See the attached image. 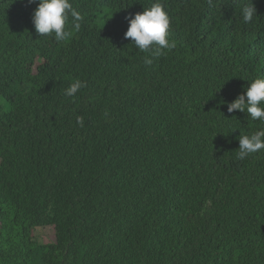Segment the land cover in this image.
<instances>
[{
	"label": "trees",
	"instance_id": "obj_1",
	"mask_svg": "<svg viewBox=\"0 0 264 264\" xmlns=\"http://www.w3.org/2000/svg\"><path fill=\"white\" fill-rule=\"evenodd\" d=\"M154 2L70 0L58 42L0 0V264H264V149L237 159L264 121L222 103L264 77V0H160L151 57L124 33Z\"/></svg>",
	"mask_w": 264,
	"mask_h": 264
},
{
	"label": "clouds",
	"instance_id": "obj_2",
	"mask_svg": "<svg viewBox=\"0 0 264 264\" xmlns=\"http://www.w3.org/2000/svg\"><path fill=\"white\" fill-rule=\"evenodd\" d=\"M21 2L25 3V6L36 4L32 12V24L36 33L41 37L54 34V38L58 42L68 39L71 35L66 30L69 15L72 18L73 29L78 31L81 27L83 16L73 8L70 0H21ZM242 16L246 23L251 22L257 16V10L252 0H249V3L242 8ZM126 19L128 28L124 33V38L130 39L131 45L139 51L149 53L151 57H157L165 54V50L171 51L176 47L175 41H169L167 38L170 18L160 0L151 3L149 7H143L142 12H137L134 16L126 17ZM144 63L150 65L152 59L146 56ZM86 86V82L76 79L65 89L64 94L73 97ZM222 103H227L229 113L239 110L247 113L252 120L264 121V77L254 78L232 102L222 101ZM77 122L83 126L82 117H78ZM238 140L237 159L244 160L264 149V129L251 134H240Z\"/></svg>",
	"mask_w": 264,
	"mask_h": 264
},
{
	"label": "rangeland",
	"instance_id": "obj_3",
	"mask_svg": "<svg viewBox=\"0 0 264 264\" xmlns=\"http://www.w3.org/2000/svg\"><path fill=\"white\" fill-rule=\"evenodd\" d=\"M40 242H49L54 239L53 228L46 226L36 231Z\"/></svg>",
	"mask_w": 264,
	"mask_h": 264
}]
</instances>
